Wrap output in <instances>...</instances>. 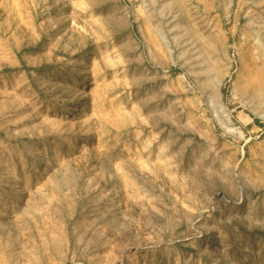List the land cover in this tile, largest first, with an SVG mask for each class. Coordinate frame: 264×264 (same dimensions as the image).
<instances>
[{
  "label": "rangeland",
  "instance_id": "obj_1",
  "mask_svg": "<svg viewBox=\"0 0 264 264\" xmlns=\"http://www.w3.org/2000/svg\"><path fill=\"white\" fill-rule=\"evenodd\" d=\"M0 264H264V0H0Z\"/></svg>",
  "mask_w": 264,
  "mask_h": 264
}]
</instances>
